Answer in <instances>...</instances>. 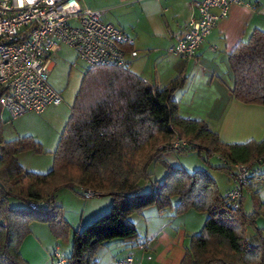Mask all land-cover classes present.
Instances as JSON below:
<instances>
[{"label":"trees","instance_id":"obj_1","mask_svg":"<svg viewBox=\"0 0 264 264\" xmlns=\"http://www.w3.org/2000/svg\"><path fill=\"white\" fill-rule=\"evenodd\" d=\"M228 67L232 98L264 107V32L254 30L240 42L228 55ZM186 81L179 76L160 88L129 69H85L45 174L26 171L16 158L24 150L41 151L32 137L0 138V264H28L19 249L32 223L46 224L55 239L66 240L71 227L55 202L60 189L112 199L106 213L73 232L65 264H97L95 254L105 243L137 241L129 217L150 207L161 213L173 207L174 198L176 215L189 210L206 215L181 264H264V229L257 223L264 219V203L252 196V212L246 213L243 197L232 205L205 171L187 173L163 160L172 150H205L220 157L224 165L217 169L227 175L231 166L264 164V138L224 144L204 121L179 115L174 94ZM175 138L183 144L175 146ZM155 163H162L165 177L144 192L141 183L151 180L149 167ZM253 183L250 178L242 190ZM10 198L25 207L10 206Z\"/></svg>","mask_w":264,"mask_h":264},{"label":"crops","instance_id":"obj_2","mask_svg":"<svg viewBox=\"0 0 264 264\" xmlns=\"http://www.w3.org/2000/svg\"><path fill=\"white\" fill-rule=\"evenodd\" d=\"M79 1L82 7L100 11L104 23L120 28L134 39L130 51L135 54L126 56L132 73L160 88L179 76L186 77L182 92L175 93L180 116L204 121L224 144L259 142L264 138V107L243 104L232 98L233 81L228 67V55L240 42L247 41L254 30L264 32V0H241L240 4H232L226 18L217 23L193 59L172 55L168 50L183 34L190 16L195 14L191 3L202 0ZM191 82L192 86H189ZM185 86L191 88L190 93ZM186 92L187 108L182 105ZM4 118L7 120L8 115L0 111V121ZM216 185L219 189L220 185ZM232 188L231 180V184L222 188L223 196ZM100 197L106 198L97 200L100 201L95 204L98 206H92L86 219L80 218L74 223L65 218L71 227L66 244L55 239L46 224H30V233L19 249L22 258L28 264H52V253L58 252L66 262L73 232L110 209L112 199L105 195ZM177 201L161 213L150 207L132 214L129 219L135 225L139 239L105 243L95 254L97 264H115L117 259L128 255L138 264H181L190 238L201 231L206 215L193 210L176 215ZM260 201L264 203V198ZM248 206L251 211L245 209L243 197V208L246 213H251L252 203Z\"/></svg>","mask_w":264,"mask_h":264},{"label":"built area","instance_id":"obj_3","mask_svg":"<svg viewBox=\"0 0 264 264\" xmlns=\"http://www.w3.org/2000/svg\"><path fill=\"white\" fill-rule=\"evenodd\" d=\"M240 3L241 0L192 2L195 14L168 52L195 58L217 23L226 18L230 6ZM101 16L98 10L82 7L79 0H0V111L8 119L27 113L42 114L48 107L61 104V95L50 85L49 76L53 59L63 47L71 50L87 70L128 69L126 56L135 54L130 51L134 39L104 23ZM230 178L233 188L225 197L234 206L250 178L264 183V176L256 173L254 166L244 164L231 167ZM52 262L65 264L58 252L53 253ZM115 264L138 263L128 255Z\"/></svg>","mask_w":264,"mask_h":264},{"label":"rangeland","instance_id":"obj_4","mask_svg":"<svg viewBox=\"0 0 264 264\" xmlns=\"http://www.w3.org/2000/svg\"><path fill=\"white\" fill-rule=\"evenodd\" d=\"M53 62L54 67L50 73L49 82L50 85L60 93L62 98L61 104L58 107H48L42 114L27 113L16 119L5 120L4 118L0 123V138L3 141H11L18 137L30 136L39 143L41 151L37 152L35 149L24 150L18 153L16 158L26 171L41 174L47 173L52 167L53 153L56 149L60 133L64 128L63 125L67 122L70 116V109L85 71V67L80 62H77L74 53L66 47H63L54 57ZM75 63L77 64L76 67H72ZM189 86H192V82ZM189 86H185V88L186 91L190 93L191 88ZM181 92L182 88L181 90L179 89L176 94ZM187 92L183 94L182 98V101H184L182 105L186 108L188 107ZM176 94H174L175 100L178 99V95ZM173 143L177 146L179 144H183V140L175 138L173 139ZM163 160L173 167L183 169L187 173L205 171L213 179L215 184L220 185L217 190L221 193V195H223L222 188L227 184H231L230 175H227L217 169L221 165H224L223 161L218 155L212 152L211 155L208 156L205 150H202L201 153L197 151L180 153L176 150H172L163 154ZM253 166L255 167V171L257 173L264 176V164L261 166ZM231 167L233 168V166ZM149 172L152 175L151 180L142 181L141 183L144 192L150 190L151 182L163 181L166 174V170L162 163L152 164L149 167ZM242 196L245 198V209L247 211H251L248 204L252 203V196L259 199L261 197L264 198V183L261 184L254 182L251 188L242 190ZM101 198L106 197H79L69 189H60L55 194L56 204H62L61 211L64 219L68 218L70 221H74V223H77L80 218H85V216L90 212L92 206H98L95 204H99L98 202L100 201L97 200H102ZM176 201L177 198H174L172 200V205L175 204ZM8 203L10 206L15 208L25 207L24 202L17 199L10 198ZM83 211L85 213H83ZM258 226L260 228L263 227L262 229H264L263 218L259 220ZM246 232L248 237L253 236V233L249 228H247ZM60 242L62 245L66 244L65 240Z\"/></svg>","mask_w":264,"mask_h":264}]
</instances>
